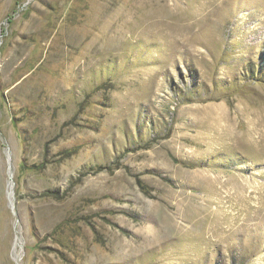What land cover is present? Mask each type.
Masks as SVG:
<instances>
[{
    "label": "rangeland",
    "instance_id": "374dc122",
    "mask_svg": "<svg viewBox=\"0 0 264 264\" xmlns=\"http://www.w3.org/2000/svg\"><path fill=\"white\" fill-rule=\"evenodd\" d=\"M0 264H264V0H0Z\"/></svg>",
    "mask_w": 264,
    "mask_h": 264
},
{
    "label": "bare ground",
    "instance_id": "6f19581e",
    "mask_svg": "<svg viewBox=\"0 0 264 264\" xmlns=\"http://www.w3.org/2000/svg\"><path fill=\"white\" fill-rule=\"evenodd\" d=\"M12 185H11V183H10V187H11Z\"/></svg>",
    "mask_w": 264,
    "mask_h": 264
}]
</instances>
